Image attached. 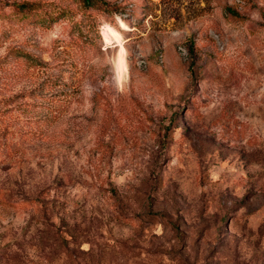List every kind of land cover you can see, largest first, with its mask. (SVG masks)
I'll list each match as a JSON object with an SVG mask.
<instances>
[{"label":"rangeland","instance_id":"obj_1","mask_svg":"<svg viewBox=\"0 0 264 264\" xmlns=\"http://www.w3.org/2000/svg\"><path fill=\"white\" fill-rule=\"evenodd\" d=\"M12 1L0 264H264V0Z\"/></svg>","mask_w":264,"mask_h":264},{"label":"trees","instance_id":"obj_2","mask_svg":"<svg viewBox=\"0 0 264 264\" xmlns=\"http://www.w3.org/2000/svg\"><path fill=\"white\" fill-rule=\"evenodd\" d=\"M83 1H85L87 3L90 2V0H83ZM100 1L106 3L103 0H100ZM10 4H12L13 6H16L18 9H23L25 7H28L31 3L29 1H27V0H22L20 2L12 1Z\"/></svg>","mask_w":264,"mask_h":264}]
</instances>
